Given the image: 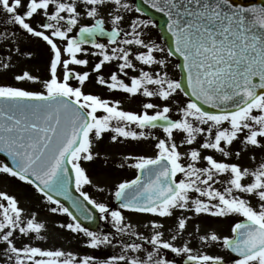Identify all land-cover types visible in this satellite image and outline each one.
Wrapping results in <instances>:
<instances>
[{"label":"snow or ice","instance_id":"6c2138e0","mask_svg":"<svg viewBox=\"0 0 264 264\" xmlns=\"http://www.w3.org/2000/svg\"><path fill=\"white\" fill-rule=\"evenodd\" d=\"M0 264H264V0H0Z\"/></svg>","mask_w":264,"mask_h":264},{"label":"rangeland","instance_id":"374dc122","mask_svg":"<svg viewBox=\"0 0 264 264\" xmlns=\"http://www.w3.org/2000/svg\"><path fill=\"white\" fill-rule=\"evenodd\" d=\"M156 31H159V30L157 29ZM32 47L36 52V58L35 59H25L23 61V64L29 67L30 69L42 71L44 68V61H45L46 53H44L43 46L39 43H33ZM174 71L178 72L179 70L174 69ZM9 78L10 77H5V79H9ZM127 107L135 108L136 104L135 102H133L127 105ZM108 151L113 153V156L110 157V162L108 164H104L102 163V161H98L95 165L92 166V175H93L94 180H100L102 183L108 186H111L113 181H118V179L120 178H132L135 174V170L133 169H130V168L119 169L117 167V165L120 163V157H121L122 152L143 153L145 151H149V148L147 145H144V144H138V145L128 144L124 146L123 149L119 147H113V148H109ZM87 190L90 192V194L94 195L97 199L102 198L101 195L95 191V189L88 188ZM25 192L31 195L30 189H25ZM107 197H108V193L105 192L103 194V198H107ZM98 228H103L107 230V225L105 224V222L100 221ZM53 242L59 243V241H56V240H54Z\"/></svg>","mask_w":264,"mask_h":264},{"label":"water","instance_id":"95a60500","mask_svg":"<svg viewBox=\"0 0 264 264\" xmlns=\"http://www.w3.org/2000/svg\"><path fill=\"white\" fill-rule=\"evenodd\" d=\"M255 2L259 3V0H256ZM145 7H147V6H145ZM149 12L153 15V17L155 19H157L159 21L160 25L164 24V21L166 18L163 16V14L155 12V10H151L150 8H149ZM165 39H166V37H165ZM84 223L86 224V226H90V227H93V229H95L98 226L99 219H97L95 221H84Z\"/></svg>","mask_w":264,"mask_h":264}]
</instances>
